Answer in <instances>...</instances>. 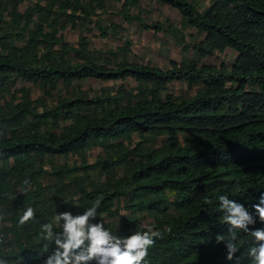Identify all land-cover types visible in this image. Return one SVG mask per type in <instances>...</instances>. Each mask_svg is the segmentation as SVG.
I'll return each instance as SVG.
<instances>
[{"label": "trees", "instance_id": "obj_1", "mask_svg": "<svg viewBox=\"0 0 264 264\" xmlns=\"http://www.w3.org/2000/svg\"><path fill=\"white\" fill-rule=\"evenodd\" d=\"M112 1L126 23L175 35L172 25L146 24L131 13L140 0ZM155 1L176 9L200 35L182 46L190 58L169 60L165 68L117 62L116 54L126 49H90L82 34L75 45L56 35L67 24L92 25L101 38L118 34V23L102 25L93 18L107 9L105 0H0V258L8 264H42L55 248L40 239L42 225L54 223L56 213L81 214L98 203L97 217H113L118 201L128 214L119 226L105 224L112 234L126 237L138 230V213L161 233L147 264H254L248 250L256 242L248 233L233 229L240 249L233 260L216 237L230 238L221 195L253 214L249 229L264 228L251 207L264 193V0H213L201 11L191 0ZM22 2L29 5L19 11ZM226 49L234 52L229 65L203 62ZM127 77L135 87L119 85L114 93L54 92L58 83L65 88L73 80ZM18 78L37 84L53 105L32 100L23 88L17 101L3 99ZM176 81L198 88L191 96H174L167 85ZM59 120L69 122L60 127ZM133 134L129 147L123 139L130 142ZM92 147L102 154L87 163L83 153ZM57 155H74L79 163L51 166L53 182L40 184L44 165ZM28 206L35 218L20 225Z\"/></svg>", "mask_w": 264, "mask_h": 264}, {"label": "rangeland", "instance_id": "obj_2", "mask_svg": "<svg viewBox=\"0 0 264 264\" xmlns=\"http://www.w3.org/2000/svg\"><path fill=\"white\" fill-rule=\"evenodd\" d=\"M38 1L40 4H45L47 0H31ZM107 3V9L98 13L95 17L100 20V24L107 25L110 22L118 23L122 26L123 30L119 31L115 36H107L101 38L98 36V31L92 27V25H83L75 26L67 24L61 30L56 32V35H61L65 42H68L70 45H75L76 40L80 34L84 35L88 42V47L97 51H104L107 49L116 50V48L126 49L125 52H118L116 54V61L121 60L136 61L144 65H153L159 68H165L169 65V60L179 61L182 58H190V50L183 51L182 46L184 44H190L192 40H197L200 35H198L194 28L187 27L183 24L179 13L176 9L169 7L166 4H160L155 0H140L134 7L130 8L131 13H139L143 22L146 24H153L155 22H160L164 26L170 24L176 28L175 35L172 36L167 34V32L158 30L153 33L150 29H144L137 21L131 23H126L121 17H119L115 11V8H118L119 3L113 2L112 0H105ZM194 1L198 10H202L210 4L213 0H191ZM29 5L28 2H22L18 6L19 11H23L25 7ZM110 6V7H108ZM44 31L49 35L52 33L51 28L46 27ZM182 34L183 37L180 35ZM182 40V41H181ZM234 55V52L230 49H226L222 53L214 54L210 57L203 58V62L213 65H229L231 59ZM72 61H75L71 58ZM114 61V62H116ZM113 60L108 63V65H113ZM60 82V81H59ZM119 85H122L125 90L134 88L136 82L131 78H126L123 81L120 80H98L94 78H85L80 80L71 81L68 87L63 88L60 83L56 85V90L58 94L72 95L77 93H83L87 97L99 95L104 92H112L118 89ZM26 89L28 91L29 97L32 100H37V98L44 101V104L47 106L53 105V98L49 96L48 98H43L37 84L31 82L22 81L21 79H16L14 84L7 89L3 94V99L10 100L11 97L14 101L19 99L20 91L19 89ZM198 86L192 88H187L184 82H171L167 85V92L171 93L174 96H191ZM40 109V106L37 108ZM69 122V120H59L58 124L61 127ZM58 130V129H57ZM180 141L186 142L187 138L184 134L179 135ZM163 137H159L153 143L154 146H159ZM117 140H122L118 138ZM136 137L131 135L130 142L123 139V142L126 143L129 147L134 144ZM87 163H90L96 159V157L101 153V148L92 147L85 150L83 153ZM79 159L74 155H57L51 159V164H45L44 169L47 173H44L39 179L40 184L47 185L53 182V177L49 173V168L51 166H60L62 164L72 166L73 164H78ZM92 178H97L93 173H90ZM98 179V178H97ZM101 180V179H98ZM31 184H27L29 188ZM16 193H19V187L16 188ZM117 209V215L113 217H108L104 214L98 216L95 220H100V217L104 218L105 224L107 225H120V217L128 214V210L123 208V205L120 201L115 203L114 206ZM140 218V224L148 226L150 219L146 216L145 213H138Z\"/></svg>", "mask_w": 264, "mask_h": 264}, {"label": "clouds", "instance_id": "obj_3", "mask_svg": "<svg viewBox=\"0 0 264 264\" xmlns=\"http://www.w3.org/2000/svg\"><path fill=\"white\" fill-rule=\"evenodd\" d=\"M205 203L211 204L212 201L209 199ZM97 207L98 203L93 204L76 215L70 211L56 213L54 223L42 225L40 239L55 245L42 264H147L149 249L161 237V233L154 227L140 225L138 230L126 237L114 235L105 227L103 217L93 222L97 217ZM251 207L264 223V193ZM219 210L224 213V222L231 226L230 238L216 237L217 241L225 242L226 259L233 260L240 250L236 243L237 232L233 231L239 229L256 242L255 246L249 248L248 256L254 264H264V228L249 229L248 226L255 223L253 214L244 204L224 195L219 196ZM35 215L36 210L28 206L18 223L24 225L33 220ZM50 245L45 244L43 252H48ZM0 264H8L7 259L0 258Z\"/></svg>", "mask_w": 264, "mask_h": 264}, {"label": "crops", "instance_id": "obj_4", "mask_svg": "<svg viewBox=\"0 0 264 264\" xmlns=\"http://www.w3.org/2000/svg\"><path fill=\"white\" fill-rule=\"evenodd\" d=\"M208 5H209V4H207V6H208ZM207 6H206V7H207ZM203 9H204V8H203Z\"/></svg>", "mask_w": 264, "mask_h": 264}]
</instances>
